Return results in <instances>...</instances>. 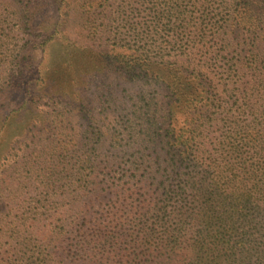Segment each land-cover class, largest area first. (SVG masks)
I'll list each match as a JSON object with an SVG mask.
<instances>
[{
    "label": "trees",
    "instance_id": "16d2710c",
    "mask_svg": "<svg viewBox=\"0 0 264 264\" xmlns=\"http://www.w3.org/2000/svg\"><path fill=\"white\" fill-rule=\"evenodd\" d=\"M82 2L89 81L141 88L124 103L144 111L70 181L51 168L43 230L8 231L23 264H264V0Z\"/></svg>",
    "mask_w": 264,
    "mask_h": 264
},
{
    "label": "rangeland",
    "instance_id": "374dc122",
    "mask_svg": "<svg viewBox=\"0 0 264 264\" xmlns=\"http://www.w3.org/2000/svg\"><path fill=\"white\" fill-rule=\"evenodd\" d=\"M82 1L0 0V264L26 263L21 240L8 231L31 213L42 224L21 228L22 237L43 230L51 168L70 181L98 133L125 138L144 111L127 104L141 88L112 73L89 81L94 57L82 49L90 45L78 17ZM70 8L73 20L59 26ZM65 26L75 38H68ZM103 83L109 90L101 91ZM68 85L79 92L67 97ZM109 92L114 103L106 100Z\"/></svg>",
    "mask_w": 264,
    "mask_h": 264
}]
</instances>
